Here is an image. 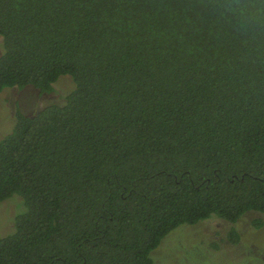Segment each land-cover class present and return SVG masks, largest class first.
Instances as JSON below:
<instances>
[{
	"label": "trees",
	"instance_id": "trees-1",
	"mask_svg": "<svg viewBox=\"0 0 264 264\" xmlns=\"http://www.w3.org/2000/svg\"><path fill=\"white\" fill-rule=\"evenodd\" d=\"M0 37V93L75 85L0 139V264H153L264 215V0H0Z\"/></svg>",
	"mask_w": 264,
	"mask_h": 264
},
{
	"label": "rangeland",
	"instance_id": "rangeland-1",
	"mask_svg": "<svg viewBox=\"0 0 264 264\" xmlns=\"http://www.w3.org/2000/svg\"><path fill=\"white\" fill-rule=\"evenodd\" d=\"M3 43L0 37V56ZM74 87L72 77L65 75L54 84L50 94L34 87L3 90L0 93V139L12 132L17 110L34 115L50 104L64 105L65 97ZM13 198L0 204V238L12 232L15 216L20 211V199ZM256 219L264 221V215L249 212L235 224L212 217L195 225H181L151 254L153 264H264V224L255 228ZM233 229L240 236L236 244L229 240Z\"/></svg>",
	"mask_w": 264,
	"mask_h": 264
}]
</instances>
